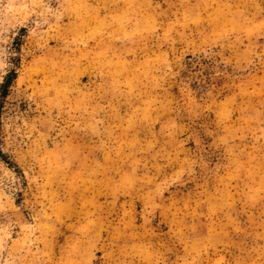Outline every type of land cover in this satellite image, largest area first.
Here are the masks:
<instances>
[{
  "label": "rangeland",
  "instance_id": "rangeland-1",
  "mask_svg": "<svg viewBox=\"0 0 264 264\" xmlns=\"http://www.w3.org/2000/svg\"><path fill=\"white\" fill-rule=\"evenodd\" d=\"M0 264H264V0H0Z\"/></svg>",
  "mask_w": 264,
  "mask_h": 264
}]
</instances>
